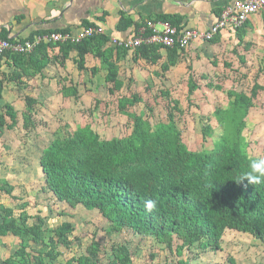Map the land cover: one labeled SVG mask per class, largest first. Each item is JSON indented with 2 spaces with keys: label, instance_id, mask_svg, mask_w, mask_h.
I'll return each instance as SVG.
<instances>
[{
  "label": "trees",
  "instance_id": "obj_1",
  "mask_svg": "<svg viewBox=\"0 0 264 264\" xmlns=\"http://www.w3.org/2000/svg\"><path fill=\"white\" fill-rule=\"evenodd\" d=\"M158 19L177 29L182 28L179 16L163 15ZM131 25V19L120 13L115 29L124 32ZM244 26L235 29L238 42L241 41L240 32ZM49 32L36 31L27 39ZM6 39L7 34L1 30L0 40ZM215 41L216 36L206 42ZM109 42L108 35L102 34L79 42H41L29 53L4 52L0 55V99L5 79L18 86L23 85L22 78L27 70L41 74L51 60L63 65L72 51L77 54L78 70L85 69L86 54L91 53L99 59L100 67L91 68L90 72L104 71V83L111 85L109 92L122 89L124 84L119 79L118 63L127 56L130 55L133 62L141 59L151 65L162 60L161 69L167 71L184 54V49L177 46L141 45L125 49L111 46ZM55 48H58L57 53L50 56ZM4 57L9 58L13 65L12 72L7 76L1 71ZM187 84L190 100L197 85L191 77ZM260 90L264 87L254 82L248 95L227 92L226 106L217 105L213 111L222 131L221 136L211 148L202 147L195 151L188 149L182 140L175 116L181 111L177 101L173 100L168 107L166 124H152L144 112L133 111V107L141 101L138 94L120 96L117 110L126 116L129 133L101 139L86 124L64 137L54 134L38 160L44 190L56 202L65 203L70 209L80 207L97 212L108 223L110 232L130 231L134 235L149 237L151 247H160L176 256V264H191L199 254L221 251L226 230L250 235L264 246V184L237 182L240 172L247 168L250 161L246 143L240 139V131L246 125L244 118ZM60 91L66 98H80L72 84L62 83ZM24 102L22 127L27 132L36 129L39 119H35L36 99L26 96ZM2 110L0 134L3 129H11L17 123V113L10 104L4 103ZM5 117L9 123H6ZM209 121L208 115H201L203 137L212 135ZM13 190L9 181L0 178V193L19 201L12 194ZM148 200L156 202L153 211L145 208ZM25 202L11 206L0 203V237L12 235L18 243L13 255L4 264H55L61 256L57 248L70 249L74 224L66 219L48 227L46 218L27 214ZM58 215L68 214L58 212ZM98 248V243L92 240L86 249L93 254V258L79 255L64 264H102L98 259ZM110 251L105 264H132L126 243L112 245ZM185 251L190 255L183 258ZM155 255L151 253V256Z\"/></svg>",
  "mask_w": 264,
  "mask_h": 264
},
{
  "label": "rangeland",
  "instance_id": "obj_2",
  "mask_svg": "<svg viewBox=\"0 0 264 264\" xmlns=\"http://www.w3.org/2000/svg\"><path fill=\"white\" fill-rule=\"evenodd\" d=\"M255 21L252 16L251 23L254 24ZM250 36L251 38L243 40L244 42H237L234 35L223 44L214 42L188 47L176 65L167 71L161 69V62L150 66L144 63L132 64V67L124 69L121 74L124 85L120 91L109 92L108 85L99 75L87 74L84 76V85L79 87L80 98H69L68 101L57 94L49 99L41 97L37 110L38 128L34 132L35 137H32L36 143L32 144V160L51 142L54 134L64 137L86 124H89L101 139L121 137L129 133L126 116L117 110V100L118 97L131 93L138 94L141 100L133 107V111L144 112L152 124H166L168 107L172 105L173 100L177 101L181 111L175 116L182 140L188 149L195 151L202 147L211 148L222 134L213 111L217 105L226 106L227 92H243L248 95L254 82L264 87V34L260 35V38ZM133 67L140 69L142 75L134 74ZM190 77L195 81L197 89L189 100L187 81ZM201 115L210 117V136L203 137L201 134ZM244 120L246 125L240 131V139L246 143L249 159L264 156V90H260L253 99L252 107ZM6 149L8 147L5 145L0 146L2 165L5 164L2 159L10 155V151ZM15 153L19 154L17 151ZM31 169L34 173H31L29 182L14 178L17 197L20 199L17 204L26 201L27 214L31 217L39 215L46 218L48 227H54L66 219L74 224L70 249L58 247L57 251L61 256L55 264H64L68 259L79 255L93 258V254L88 253L86 249L92 240L99 245L98 259L102 264H105L110 256V247L122 243L129 247L132 264H176L178 258L160 247L152 248L149 237L134 235L130 231L110 232L108 223L97 212L86 211L80 207L70 209L65 203L56 202L47 190H44L40 172H36L33 167ZM1 201L7 202L2 199ZM58 212L68 215L59 216ZM32 221L33 218L29 223ZM15 241L14 236L3 238L7 246L5 254L8 255L16 249L18 243ZM151 253L156 255L151 256ZM188 255L190 254L185 251L183 258ZM195 258L191 264H264V246L250 235L226 230L221 251L199 254Z\"/></svg>",
  "mask_w": 264,
  "mask_h": 264
},
{
  "label": "crops",
  "instance_id": "obj_3",
  "mask_svg": "<svg viewBox=\"0 0 264 264\" xmlns=\"http://www.w3.org/2000/svg\"><path fill=\"white\" fill-rule=\"evenodd\" d=\"M232 1L233 0H0V31H5L8 37L6 40L11 38L10 41L23 42L24 40H28V36L36 31L49 30L50 32L57 31L75 35L80 29L87 27L83 24L87 22L92 24L89 26H101L104 30L103 34L108 35V39L110 37L126 38L132 35L135 29L146 20L168 23L158 19L163 15L179 16V26L182 28L186 27L204 31L215 23L223 7L230 4ZM120 13H123L132 21V25L124 32H119L115 29ZM252 16L256 19L254 24L251 23ZM244 24L245 26L240 32L241 41H245V39L249 40L251 38L250 35H253L255 38L257 36L260 38V35L264 34V13L250 15ZM235 29L236 28H226L220 30L215 35L216 41L214 44H223L228 39L233 38L234 35L238 42ZM64 42L71 43V41ZM109 44L111 45L110 42ZM199 44L200 46H204L207 42L197 40L184 48V51L188 47ZM57 50L58 48H55L49 55H55ZM5 52L16 53L8 50ZM129 57L130 55L118 63L120 67L118 75L121 80V74L125 71L124 69L132 67V64L144 63L150 66V64L144 60L138 59L136 62H133ZM76 58V51H72L69 53L63 65H59L55 60H51L52 62L48 64L41 74L31 69L27 70L25 76L22 78V81H24L23 85L18 86L13 81L4 80L2 98L0 99V113L3 111L2 105L4 103L10 104L17 113V123L16 126L11 129H3V132L0 134V146L5 145L6 148L8 147L6 150L10 151L8 154L11 155H8L6 159H2L5 164H0L2 165L0 178H4L12 184L14 187L12 194L15 197H17V186L16 179L14 178H18L19 181L29 182L31 173H34L31 169L32 167L35 168L36 172H40L38 160L41 151L44 149L43 147L40 153H37L32 160V144H36L32 140V137H35L34 132L38 127L34 130L30 129L27 132L22 127V112L25 109V97L29 96L36 99L37 103L34 105L36 119L41 97L49 99L52 95L57 94L60 95L61 98H66L60 91L62 83L64 85L72 84L77 89L78 95H80L79 87L84 85L85 75H99L104 82L105 73L103 70L99 69L95 71V74H91L90 72L91 68L98 69L100 67L98 58L91 53L86 54L84 57L85 69L83 70H78L76 68ZM160 62H162V60H160ZM12 70V61L9 58H2L1 71L7 76ZM139 70L140 69L133 67L134 74L142 75ZM107 88L109 91L111 85H108ZM69 98L72 97H67L68 101H70ZM5 121L9 123L7 117H5ZM15 151L19 154L16 155ZM1 199L7 202L3 203ZM0 203L11 206L17 203V199L13 200L6 194L0 193ZM9 236L12 235L0 237V264H4V261L11 257L15 251L10 252L8 255L5 254L7 246L3 242V238ZM15 242L17 243V239Z\"/></svg>",
  "mask_w": 264,
  "mask_h": 264
},
{
  "label": "built area",
  "instance_id": "obj_4",
  "mask_svg": "<svg viewBox=\"0 0 264 264\" xmlns=\"http://www.w3.org/2000/svg\"><path fill=\"white\" fill-rule=\"evenodd\" d=\"M256 13H264V0H233L223 7L215 23L204 31L186 27L177 29L165 22L146 20L135 29L132 35L126 38L110 37L109 40L111 45L121 46L125 49H134L141 45L177 46L178 49H184L197 40L210 41L222 29L241 27L250 15ZM103 33L104 30L101 26H87L80 29L75 35L51 31L36 35L32 40H24L23 42L0 40V55L7 50L16 53H29L39 42H79L82 39Z\"/></svg>",
  "mask_w": 264,
  "mask_h": 264
},
{
  "label": "clouds",
  "instance_id": "obj_5",
  "mask_svg": "<svg viewBox=\"0 0 264 264\" xmlns=\"http://www.w3.org/2000/svg\"><path fill=\"white\" fill-rule=\"evenodd\" d=\"M244 181L251 185L264 184V156L250 159L247 168L243 169L237 178L238 183ZM145 208L147 211H153L156 208V202L153 200L146 201Z\"/></svg>",
  "mask_w": 264,
  "mask_h": 264
}]
</instances>
